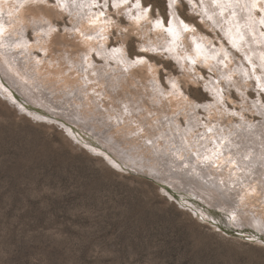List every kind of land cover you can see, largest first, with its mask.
<instances>
[{
  "label": "rangeland",
  "instance_id": "obj_1",
  "mask_svg": "<svg viewBox=\"0 0 264 264\" xmlns=\"http://www.w3.org/2000/svg\"><path fill=\"white\" fill-rule=\"evenodd\" d=\"M150 3L154 8L152 16L157 18L160 12L168 25L170 9L167 7V0H150ZM108 7L113 18L119 20L124 27L129 25L126 18H118L112 4ZM179 10L184 21L198 26L200 32L208 38H221L220 33L215 36L213 31L206 29L199 17L189 16L190 4L183 2ZM258 12L254 17L250 16V20L257 22L258 27L255 30L264 39V25L259 22L263 14ZM52 21L56 29L55 36L46 49L42 44L36 43V34L32 30L26 35L27 40L36 45L34 48L23 43L18 47L15 44L0 46V49L19 51L18 58L22 63L17 68L22 70L21 66L23 67L17 74L0 61V66L7 69L4 71L0 67V248L4 250L0 264L5 261L23 264L34 245L46 247L52 259L59 264L72 258L69 248L77 249L75 255L79 257L82 250L99 234L116 244L120 251L154 250L159 254L161 264H230L233 256L241 252L246 254L247 264H264V248L261 247V242H253L249 237L244 238L249 241L233 237L217 227L215 222L205 221L192 211L194 203L212 212H219L222 206V209H238L237 219L231 220L232 228L243 227L250 220L256 225L254 216H260L264 223V191L253 196L245 205L241 201L235 206L221 201L215 206L218 193L214 192L212 196L206 194L188 178H177L166 169L169 168L168 161H189L186 164L207 161L206 152L209 147L216 146L215 143L210 145L208 141L217 137L218 127L222 124L229 128L227 132L231 134V140L235 132L243 127L240 124L241 117L249 123L254 122V125L264 123V116L253 108L259 98L264 104V87L250 74L254 71L253 63H244L251 77L246 99L243 100L239 94L240 89L235 82H232L233 87L222 88L224 80L220 79L216 88H220L221 96L223 93L224 103H221L218 96L213 95L216 94L212 91L214 87H206L211 81L217 80V72L199 67L198 72L201 75L197 76L194 70L186 71L168 53L160 55L149 51L140 52L139 45L142 41L132 33L127 38L126 51L131 61L143 56L150 65H156L157 78L165 94L156 97L155 90L151 87L153 75L148 69H141L139 66L122 68L128 69L127 78L133 76L135 83L130 84V80L124 78V81L118 80L121 87H111L107 82L111 69L101 72V75L86 71L85 47L67 35L72 26L70 18L65 16L59 19L53 16ZM178 38H169V45L183 53V37ZM123 41L114 28L110 37V49H124ZM225 43L232 51L227 39ZM31 52L33 55H29ZM68 54L75 56L76 61L84 63V68L73 70L70 63L65 61ZM113 56L115 59L110 60L111 68L118 71L120 53ZM2 58L0 53V60ZM93 58L96 63L105 66V60L96 56ZM235 58L239 61L245 59L240 51H236ZM19 61L16 63L21 62ZM37 63L44 67L42 77L45 78L49 73V77H53L47 81L39 80L49 89L43 96L29 85L38 78L39 71H34L37 76H33V80L26 78L30 77L28 70H32V66H37ZM221 65L222 70L229 73L235 64L232 60L224 63L222 61ZM59 68L67 73L60 75ZM257 68L263 75L264 70L258 66ZM77 73V81L73 78L67 79L69 75ZM118 74L119 72L116 73ZM170 77L178 79L179 88L199 106L191 115L182 106V99L176 93L177 86L170 84ZM262 83L264 85V78ZM64 85L70 86V89L65 90L62 87ZM3 92L13 98L15 103L12 104L9 98L6 99ZM14 92L38 108L48 107L69 116L75 121L74 126L79 131L70 130L82 138L90 137L99 152L75 141L67 133L63 123L59 122L65 129L60 128L52 117H49L50 120L37 121L20 110V106L23 109L29 108L15 97ZM209 109L212 110L211 113L206 111ZM223 110L227 111L221 115ZM74 113H81L79 116L83 120ZM111 115L117 116L112 120ZM204 126H211L212 130H205ZM199 134L203 135L196 138ZM148 139H153V142ZM132 147L137 157L133 151L128 153L125 150ZM159 150L168 154L158 153ZM107 152L122 161V164L119 163L122 168L124 165L133 172L114 166L108 160L107 156L111 159L112 157ZM164 157H168V161ZM204 157H207L206 160ZM210 160L215 161L213 158L208 159ZM129 164L132 167H128ZM148 167H153L155 171L145 170ZM134 171L151 176L163 185L159 186ZM165 177L170 178L171 184ZM37 187L55 188L60 194L46 197L43 201L38 200L33 195ZM61 231L67 233L63 238L57 235ZM236 231L241 234L247 230Z\"/></svg>",
  "mask_w": 264,
  "mask_h": 264
},
{
  "label": "bare ground",
  "instance_id": "obj_2",
  "mask_svg": "<svg viewBox=\"0 0 264 264\" xmlns=\"http://www.w3.org/2000/svg\"><path fill=\"white\" fill-rule=\"evenodd\" d=\"M113 2L114 0H107V3H105V0H62L63 7H61L60 5H55V0H49L50 4L55 5L54 7H46L42 11L33 12L31 10H27L20 7L22 0H0V25H2L4 29V31L0 33V46L15 44L18 47V45H21V43H23L30 44L29 47L31 46L32 48H34L36 45L34 43L29 42V40H27L26 35L29 31L32 30L36 34V43L42 44V46L46 49L48 47L47 44H49V41H51L55 36L54 32L50 31V27H55L53 24L54 22L52 21V17L54 16L56 18L63 19L65 16H68L70 18L72 26L70 28V31L67 32V35L70 38L74 39L75 42H78L85 47L86 55L84 56V58H87V66L85 70L90 71V73H92L93 75L97 73L101 75V72L108 71L109 69H111L109 70L111 72L108 73V77L110 78L109 81H107L111 85V87H121L118 84V80L124 81V78L129 79L130 84L135 83L133 81V76L127 78L126 71L122 69L130 67L129 64L131 62V59L129 57L128 52L126 51L125 45L128 36L132 33L138 36L142 41L139 45L140 52L142 48H147L149 49V52L160 55L168 53V55L176 59L179 64H182L185 67L186 71L194 70L197 73L195 74L197 76L201 75L198 72L199 67L205 68L212 72H217L219 75L217 80L211 81L206 87L210 88L209 85H212L214 87L212 91L216 92V94L213 93V95L218 96V100L221 103H224L222 98L223 93L221 96V90H219L220 88H216L220 84L218 82V80L220 79L224 80V82L222 83V88H230L232 86V82H235L238 89H240L238 90L239 94L242 96L243 100L246 99V90L250 87L251 79L250 75L248 74L247 68L244 65L246 61H248L249 63H253L254 71H251L250 74L257 80L259 84H261L262 87H264V85H262L264 74L261 75L262 71L257 70V66L261 67L264 70V39L260 38L259 34L257 33L258 31L256 32L255 30L256 27H258V24L256 25L257 22H255L254 20H250V16L254 17L255 13L258 12L256 10H253L251 13L249 12V4L251 0H191V2H189V0H180L178 7L170 9L169 17L172 21V26L175 27L179 33L178 37H183L182 44L185 45V51L183 53H179V49H173L172 46L169 45V38H172V36L169 35L166 31H164L163 28L153 27L157 18H160L161 20L165 21V18L160 12L157 18H154L151 12L149 13L148 19L152 21V23L142 22L141 24L136 25L128 18L127 6H124L120 9L115 8L116 14L119 15L118 18L124 17L129 21V25L124 27L119 20L117 21L115 18L112 17V14L108 9V5L113 4ZM134 2L135 0H132V3ZM183 2H186L191 6V11L189 13L190 17H199L200 22L205 25L206 29L209 28L211 31H213L215 33V36L220 33L221 38L214 37V39H210V37L208 38L205 34L200 32L201 29L199 28V30L197 28L198 26L188 24L186 21H184L179 10V8H182ZM102 10H104V12H102ZM101 13H103V15H101ZM121 13H123V15H121ZM173 13L175 15H173ZM132 14H136L135 9H133ZM262 14L264 16V13ZM109 21H114L115 23H109ZM180 21H183V24L188 25V31L183 30V25L180 24ZM164 27L167 28L168 25H166L165 23ZM114 28H116V30L120 33L121 37L124 40L123 60L120 54V61L118 62V65H120V69H118V71L116 69L111 68L112 62L110 61L111 59H115V57L113 56L115 55V53L113 52V50L110 49L109 46L110 37ZM124 28H128L129 32H123L122 29ZM43 30L45 33H43ZM89 36L92 38L88 39ZM225 39H227L229 41V44L232 46V51H230L226 47ZM174 46L177 45L175 44ZM236 51H240L241 53H243L245 59H242L240 61L237 60L235 58ZM0 53L3 55V58L0 61H3L2 63L5 64V66H7L10 71L16 72L18 74V70L21 69H18L17 67L19 66V64L22 63V60L18 58L19 51L10 48H3L0 49ZM29 55H33V52L29 53ZM94 56H96L98 59L105 60V66L96 63L95 59L93 58ZM35 58L36 61H38V58ZM84 58L82 57V59ZM18 60H20L21 62L19 61L20 63H16ZM232 60L235 64L233 66L232 71L227 73L225 69L222 70L221 62L223 61L224 63V61ZM65 61L70 63L72 68H74L73 70L84 68V63H82L81 61H76L75 56L71 54L67 55ZM193 61L195 62L193 63ZM139 67L141 69H148L152 73L153 79L151 80V87L155 90V93L157 95L156 97L165 95L164 90L160 86L159 79L157 78L156 65H150L149 62H147L146 65ZM1 68L4 71L7 70L4 67ZM21 68L23 70L22 66ZM32 68V70L31 68L28 70V72H30V77L26 76V78L28 80H31L33 76H37L34 71H39L38 78L32 81L29 85L32 89H35L37 93L40 94V96H43V94L49 89L45 87V85L43 84L44 82H39V80L45 79V81H47L53 77H49V72L48 75H45V78L42 77V73H44V67L40 63H37V66L35 67L32 66ZM28 72L26 73L28 74ZM59 72L60 75L67 73V71L63 72L61 68H59ZM117 72H119L118 75H116ZM77 76L78 73L77 75H69L67 79L73 78L75 81H77ZM1 79L2 78H0V80ZM169 82L170 84L174 83L175 86H177L176 93L177 95H180L182 99V106H185L188 111L187 113L191 115V113L195 112L199 106L194 103L192 99L188 98L187 95L183 92V90L179 88V80L174 77H170ZM186 82L188 81L186 80ZM75 85L73 87H75ZM62 87H64L65 90L70 89V86L68 85H64ZM3 94L6 99L9 98L11 100L12 104L15 103L14 99L11 98L7 93L3 92ZM169 95L171 94H166V96ZM155 103L158 105L160 104V102ZM253 105V108L259 111V114H262L264 116V104L262 99L259 98V100L255 101ZM19 108H21L20 110L25 111L28 115H30L33 119L37 121H42L45 119L50 120L49 117L44 116L43 114H40L36 111H32L26 108L23 109L21 106ZM98 111L100 110L98 109ZM206 111H208L209 113L212 112V110L210 109ZM225 111L227 110L221 111L220 114L224 115ZM74 114L77 118L83 120V117L79 116L81 113ZM115 116L117 115H111L110 118L114 120ZM190 124L191 122L188 125ZM240 124H242L244 128H239V130L235 132V136L231 140V134H228L227 132L229 128L227 129V126H224L222 124L218 127L219 132L216 134L217 137L208 141L210 145L213 143L216 144V146L212 148L209 147L208 152L205 151L206 154H208V159L213 158L215 160H213L214 162H212L211 160L208 161L207 159V161L203 160L201 162H191L186 164V162L189 161L173 162L168 161V157H164V159L167 160L169 163V168H166L167 172H172L175 177L180 179L188 178L196 186L202 188L206 194H210L211 196L214 194V192L215 194L221 193V198L219 197V195L218 197H215L216 199H218V202L224 201L227 204L231 203V205L235 206L238 205V203L241 201L242 205H245V203L250 201L253 196H256L258 193L264 191V123H262L261 125H254V122L249 123L243 117H241ZM62 125L66 127L67 133H69V135L72 136L75 141H77L81 145L89 147L90 149L96 152H99L97 148L93 146V142H91L93 140L90 137L82 138L79 135L75 134V132L70 130V128L67 127L65 124ZM204 128L205 130H212L211 126H204ZM202 135L203 134H199L196 136V138H200ZM149 141L153 142V139H150ZM117 143L118 142H115V144ZM127 149L125 150L128 153L133 151V147L131 148L132 150ZM155 150H157V148H155ZM157 152H160L161 154L163 153L164 155L168 154V152L162 150H159ZM132 153L134 154V156L137 155L135 153V150ZM202 153L204 152L202 151ZM207 157H204L205 160ZM107 158L114 166L122 168V163L119 164L118 162L113 160V158L111 159L108 156ZM139 158H141V160L143 159L141 156ZM127 166L132 167L130 164ZM153 167L145 168V170L155 171ZM165 167L167 166L165 165ZM152 173L154 174V172ZM164 179L169 184H171L170 178L165 177ZM169 186L170 185H168V187ZM164 191L168 192L166 188H164ZM192 205L194 207L192 208V211H194V214L197 217H200L205 221L208 220L209 222H215V224L218 225L217 227L222 230H224L222 228L224 226L227 230H230L232 228L231 220L235 219L239 212L238 209H222L223 206L220 208V210H218L219 212H212L208 209H202L199 205L195 203ZM259 217L254 216V221L257 222V224L251 228L253 232L243 231L240 234L239 231H237V233H239L243 239L249 237L254 241L257 240L259 242H264L263 240H260L259 237L264 235V223Z\"/></svg>",
  "mask_w": 264,
  "mask_h": 264
},
{
  "label": "snow or ice",
  "instance_id": "obj_3",
  "mask_svg": "<svg viewBox=\"0 0 264 264\" xmlns=\"http://www.w3.org/2000/svg\"><path fill=\"white\" fill-rule=\"evenodd\" d=\"M191 2V0H189ZM107 3V0H105ZM180 0H167L168 9H174L178 7ZM55 5H60L63 7L62 0H55ZM55 5L50 4L49 0H22L20 5L21 8L31 10L33 12L42 11L46 7H54ZM147 5V6H146ZM124 6H127V15L130 21L135 23L136 25L141 24L142 22L152 23L148 19L149 13H154V8L151 6L150 0H135L132 3V0H114L112 7L120 9ZM135 9L136 14L133 15L132 11ZM253 10L264 13V0H251L249 4V12L251 13ZM103 15V13H101ZM123 15V13H121ZM173 15H175L173 13ZM262 24H264V16L261 17ZM109 23H115L114 21H109ZM168 27L165 28V21L157 18L153 25L154 28H163L169 35H171L174 39L178 37L179 33L175 27L172 26V21H167ZM180 24L183 25V30L188 31V25L183 24V21H180ZM4 31L3 26L0 25V33ZM51 32H55L56 29L50 27ZM123 32L128 33L129 29H122ZM92 37H88L91 39ZM199 47V46H197ZM149 49L142 48L141 52H147ZM114 53H120L123 60V49H113ZM195 61H193L194 63ZM147 61L143 56H139L137 59L130 62V67H138L146 65ZM128 69H125L127 71ZM173 87L175 84L173 83ZM59 191L55 188H44L37 187L34 191L33 195L38 200H44L46 197L59 195ZM54 230V229H50ZM57 235L60 238H63L67 235L64 232H57ZM255 242V241H253ZM0 243H2V237H0ZM261 247L264 248V242H261ZM68 251L72 253V258L63 260L59 262V264H161L159 259V254L156 251H140V250H118V246L112 242H110L103 234L97 235L94 239H92L89 244L84 248L77 257L75 253L77 249L69 248ZM4 255L3 248H0V258ZM4 264H17L14 261H5ZM23 264H57L51 257L50 252L46 247H41L40 245H34L32 250L26 255ZM230 264H247L246 254L241 252L233 256Z\"/></svg>",
  "mask_w": 264,
  "mask_h": 264
},
{
  "label": "water",
  "instance_id": "obj_4",
  "mask_svg": "<svg viewBox=\"0 0 264 264\" xmlns=\"http://www.w3.org/2000/svg\"><path fill=\"white\" fill-rule=\"evenodd\" d=\"M14 94H15V97L24 105V106H26V107H28L30 110H33V111H36V112H38V113H40V114H43V115H45V116H48V117H52L53 119H55L57 122H61V123H63V124H65L66 126H68L69 128H71L72 130H74V131H79L75 126H74V121H73V119H71L69 116H66V115H64V114H62V113H60V112H55V111H53L52 109H50V108H48V107H46V109H42V108H38V107H36V106H34V105H32L30 102H28V101H25L24 100V98H22V97H20V96H18L15 92H14ZM48 108V109H47ZM55 123V122H54ZM60 128H62V129H65L63 126H61V124L60 123H56ZM66 131V130H65ZM93 146L94 147H96V145H95V142H93ZM97 148V147H96ZM107 153H109V152H107ZM109 155L115 160V161H117L118 163H122V161H120V160H118V159H116L113 155H111L110 153H109ZM120 170H126V171H129V172H133V171H131V170H129L128 168H126V167H124L123 166V168L122 169H120ZM134 173H137V174H139V175H141V176H143V177H145V178H147V179H149V180H151V181H153L154 183H156L157 185H159V186H162L163 184L162 183H160L159 181H157L156 179H154L153 177H151V176H148V175H145V174H143V173H139V172H135L134 171ZM172 192V191H171ZM174 194V193H173ZM218 195H221V193H218ZM174 196H175V194H174ZM175 198H176V196H175ZM218 201L215 203L216 205L215 206H217L218 205ZM251 225H254V223H253V221H249V222H247L246 224H243L242 226L243 227H241V228H232V229H230V230H227L226 228H225V226L224 227H222L228 234H230L231 236H233V237H237V238H240V239H243L241 236H240V234L239 233H237V231H236V229H240V230H247L248 232H253V230H251ZM255 226V225H254ZM260 237V240H263L264 241V235H262V236H259ZM243 240H248L249 241V239H243ZM256 242V241H255Z\"/></svg>",
  "mask_w": 264,
  "mask_h": 264
}]
</instances>
